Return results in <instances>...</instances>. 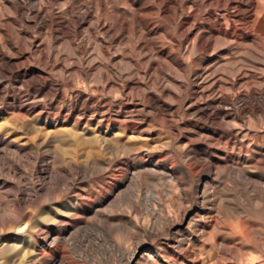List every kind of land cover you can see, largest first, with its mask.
<instances>
[{"label": "rangeland", "instance_id": "rangeland-1", "mask_svg": "<svg viewBox=\"0 0 264 264\" xmlns=\"http://www.w3.org/2000/svg\"><path fill=\"white\" fill-rule=\"evenodd\" d=\"M39 1L32 0V4ZM146 1L157 6L155 0H141L142 3ZM19 2L26 6L28 0ZM40 2L50 5L48 0ZM82 2L92 4L94 0ZM115 2L122 5L126 0ZM9 3L0 0V24L13 15ZM261 3L264 4V0ZM245 4L247 0L230 6L229 11L240 13L247 6ZM212 9L213 6L207 8L202 4L199 14ZM183 11L187 12V6H183ZM213 13L199 18L198 22L202 25L199 32L206 34L207 40L215 38L217 46L222 45L224 40L231 45V50L222 55L230 57L227 65H231L230 62L239 56L252 60L254 56L251 51L263 53L264 35L258 33L264 18L262 13L253 23L244 20L219 21L220 13ZM161 19L160 12H157L149 19L147 27L158 31L150 36L151 52L160 48L171 56L169 59H157L160 69L167 68L164 71L166 76L181 79L185 69L178 70L172 62L180 58L186 70L190 71V68L185 62L190 61L193 70L198 71L200 63L208 62L206 56H190L189 51L185 50L190 39L182 48L176 42L183 39L180 12L175 9L169 20ZM14 22L10 23V36L28 49L29 39L19 41L17 34L29 30L18 20ZM219 26L229 31L233 28L236 34L245 33L251 26L253 39H224L221 34H213V30ZM147 28H142V32L146 34ZM45 31L34 35H39L47 51L59 52L60 56H81L79 50L67 40L54 43ZM133 41L135 38L128 41L127 48L136 56L138 51ZM91 42L87 43L86 53L102 60L99 44ZM0 43L4 46L1 37ZM111 47L112 53L121 54L124 46L114 44ZM33 57L38 61V54ZM216 62L214 60L209 65L213 66ZM126 67L125 62L122 63V68ZM135 67L142 72L145 65L138 63ZM246 68L252 71V68ZM137 77L145 78V75ZM161 78L167 79L164 76ZM80 79L76 78L75 82L82 81ZM3 84V87L9 86ZM9 88L8 95L17 94L15 89L20 85L13 84ZM22 92L23 96L28 94L26 90ZM228 95L232 93L228 92ZM25 100L23 97L22 101ZM39 101L30 100L26 104ZM158 106L173 107L175 103L167 102L165 105L159 101ZM15 108L11 101L6 99L3 103L0 99V264L5 258L1 245L7 235L18 231L28 240L31 235L28 230H32L35 222L63 209L75 210V221L93 220L95 225L81 226L77 234L68 230L66 256L73 263L264 264V198L252 192L253 182L258 180L264 185V171L234 161L231 153H237V148L226 146L227 154L217 157L203 145L189 146L183 136L203 132V127L185 113L162 120L151 111L140 108L143 113L133 116L130 122L107 125L104 122L98 124V121L82 120L75 124L74 120L36 119L32 115L19 114ZM258 118L245 115L244 122L249 127L259 128ZM221 120L228 122L220 117ZM131 122H134V126ZM171 125L173 130L169 127ZM214 139L217 141L218 137ZM145 152L153 154V162L143 158ZM252 157L249 153L250 160ZM155 162L161 167L155 168ZM236 163L239 167H245L250 177L239 180L240 185L223 169L224 164ZM195 166L203 168L196 176L193 172ZM124 171L128 172L125 178ZM77 196L78 202L75 199ZM90 198L92 205L84 207L83 203ZM12 220L15 221L14 225ZM187 254L192 257L191 260L183 257ZM51 264H59V259H53Z\"/></svg>", "mask_w": 264, "mask_h": 264}, {"label": "bare ground", "instance_id": "bare-ground-1", "mask_svg": "<svg viewBox=\"0 0 264 264\" xmlns=\"http://www.w3.org/2000/svg\"><path fill=\"white\" fill-rule=\"evenodd\" d=\"M5 1L10 2L13 15L0 24V37L4 41V46L0 43V99L3 103L6 99L11 101L16 105L15 109L19 114L27 117L32 115L36 119L44 118L47 121L74 120L75 124H79L85 120L109 125L130 122L133 116L143 113L140 108L151 111L156 118L162 120L185 113L193 122H199L203 127V132L198 134L182 135L189 146L203 145L217 157L226 155L224 148L231 146V149L237 148V153H231L234 155V161L264 171V51L263 53L251 51L254 56L252 60L241 59L239 56L230 62L231 65H227L230 57L225 58L222 55L231 50V45L226 40L219 46L216 45L215 38L207 40L206 34L199 32L202 25L198 22L201 16L211 15L213 11H217L220 13L219 21L227 19L233 22L244 20L253 23L258 14L264 15L262 0H247L245 4L247 6L240 13H234L233 10L230 12L229 9L232 5H239L243 0H155L156 7L147 1L142 3L141 0H126L122 5L115 0H94L92 4L83 3V0H48L50 5L40 2L41 0L37 4H32V0H28L26 6L19 0ZM202 4L207 8L213 6L214 10L200 15ZM183 6H187V12H184L185 9L183 11ZM175 9L180 12L183 22L181 25L183 39L176 41L177 44L182 48L186 40L190 39L185 50L189 51L192 58L204 55L208 61L200 63L198 71H194L192 63L187 61L185 64L190 68L188 71L183 67L180 58L172 60L178 70L185 69L184 77L180 79L176 75L178 80L166 76L164 71L167 68L160 69L157 59H169L171 56L160 48L156 52H151L152 49L149 48V44L152 43L151 35L158 31L147 28L149 19L156 16L157 12H160L163 20H169ZM15 20L29 30V32L22 30L17 34L19 41L29 39L28 49H24L9 34L10 23ZM184 26H187V29H184ZM145 27L148 30L146 34L142 32V28ZM221 28L219 26L213 30V34H221L224 39H253L251 26L241 34H236L233 28L230 31ZM44 30L51 36L52 42L67 40L79 50L81 56H60L59 52L55 54L49 48L47 51V46L39 35H34ZM258 33L264 35V18ZM131 38H135L134 48L138 51L136 56L127 48ZM91 41L99 44L102 60H99V57L92 58L86 53L87 43ZM114 44L124 46L120 50L121 54L111 52V46ZM240 50L241 48L238 52ZM35 54L39 56L38 61L33 57ZM214 60L217 62L213 66L209 65ZM124 62L126 68H122ZM138 63L145 65L142 72L135 69ZM246 67L252 68V71ZM169 72L172 73L171 70ZM140 74L145 75V78L137 77ZM202 76L206 77L201 79ZM79 77L82 81L76 83L75 79ZM49 81L55 84H49ZM3 83L9 86L3 87ZM13 84L20 85V88L15 89L18 93L8 95L7 90H10L9 87ZM22 90H26L28 94L21 95L24 93ZM228 92L232 95L229 96ZM23 97L26 98L25 101H22ZM37 99L40 100L38 103L36 101L26 104ZM159 101L165 105L172 102L175 106L162 108L158 106ZM245 115L255 119L259 117L260 127H249V124L244 122ZM220 117L228 122L219 121ZM131 125L134 126V122H131ZM169 127L173 128L172 125ZM216 136L217 141L214 139ZM257 147L260 149L255 150ZM249 153L253 156L252 160L249 159ZM143 158L150 161L155 159L153 154L146 152L143 153ZM243 166L239 167L237 163L224 164L223 169L236 184L240 185L239 180L250 178ZM154 167L161 166L155 162ZM202 171L203 168L200 166L193 168L195 176ZM122 173L125 178L128 172ZM253 183L252 192L264 198V185L258 180ZM78 198L79 196L75 198L77 202ZM91 203L93 202L90 198L83 206L89 208ZM75 213V210L63 209L61 212H51L41 217L35 222L32 230H28L31 234L28 240L24 239V234L17 233L18 231L7 235L1 245V250L5 254L2 263L51 264L53 259L57 258L59 264H77L67 260L68 230L77 234L81 226L95 225L93 220L76 222ZM14 224L15 221L12 220V225ZM183 257L186 260L192 259L189 254Z\"/></svg>", "mask_w": 264, "mask_h": 264}]
</instances>
